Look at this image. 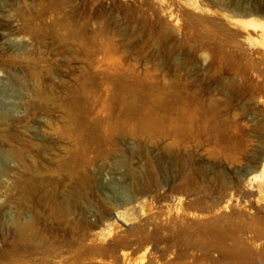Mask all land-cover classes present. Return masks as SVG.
Returning a JSON list of instances; mask_svg holds the SVG:
<instances>
[{
  "label": "rangeland",
  "instance_id": "obj_1",
  "mask_svg": "<svg viewBox=\"0 0 264 264\" xmlns=\"http://www.w3.org/2000/svg\"><path fill=\"white\" fill-rule=\"evenodd\" d=\"M145 1L0 0V264H264V0Z\"/></svg>",
  "mask_w": 264,
  "mask_h": 264
},
{
  "label": "bare ground",
  "instance_id": "obj_2",
  "mask_svg": "<svg viewBox=\"0 0 264 264\" xmlns=\"http://www.w3.org/2000/svg\"><path fill=\"white\" fill-rule=\"evenodd\" d=\"M147 1V0H146ZM145 1V2H146ZM164 1L165 0H160V5L162 6V9L163 10H169L170 8H171V5H163V3H164ZM146 5H147V7H149L148 6V4H147V2L145 3ZM171 4H173L172 3V1H171ZM159 5V4H158ZM185 7V6H184ZM187 8V7H186ZM149 9H150V7H149ZM232 13H234L235 15H243V16H249L248 18H250V16H253V14H255V13H257V12H261V9H255V8H247V7H244V6H242V5H239L238 7H235V8H233L232 10ZM169 12V11H168ZM243 23L245 24V25H255L254 24V20L253 19H246L245 21H243ZM261 26L264 28V24H261ZM20 84H22L23 85V83H22V81L21 80H18V85H20ZM76 100V99H75ZM75 100H73L71 103H72V110L70 109V115H72L71 117H72V120L73 121H77L78 120V118H79V113H78V109H80L79 108V106L80 105H78V103H77V101H75ZM75 137V139H74V143H75V146H74V151H77V139H76V136H77V134L75 133V135H74ZM78 138V137H77ZM3 152H4V150H3ZM4 158H5V160L8 158V156H7V154H4V156H3ZM7 162V161H6ZM3 166V165H2ZM6 170V168H3V167H0V175H2L3 173H4V171ZM73 175H75V174H73ZM72 174H71V177L73 176ZM262 176H264V157L262 158V163H261V165H260V168L258 169V170H255V171H253L252 172V174H251V176L249 177V181L250 182H253V180H257V179H259V178H261ZM73 179H74V177H73ZM124 199H126V200H128L129 198H128V193H125V195H124ZM118 215L119 216H124V213L122 212V211H119L118 212ZM124 256H125V254H124Z\"/></svg>",
  "mask_w": 264,
  "mask_h": 264
},
{
  "label": "water",
  "instance_id": "obj_3",
  "mask_svg": "<svg viewBox=\"0 0 264 264\" xmlns=\"http://www.w3.org/2000/svg\"><path fill=\"white\" fill-rule=\"evenodd\" d=\"M131 202H133V200H129L128 202H126V204H127V203H131Z\"/></svg>",
  "mask_w": 264,
  "mask_h": 264
}]
</instances>
